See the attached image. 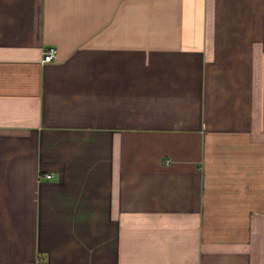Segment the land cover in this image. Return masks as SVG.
I'll return each mask as SVG.
<instances>
[{
	"label": "crops",
	"instance_id": "obj_1",
	"mask_svg": "<svg viewBox=\"0 0 264 264\" xmlns=\"http://www.w3.org/2000/svg\"><path fill=\"white\" fill-rule=\"evenodd\" d=\"M0 264H264V0H0Z\"/></svg>",
	"mask_w": 264,
	"mask_h": 264
},
{
	"label": "built area",
	"instance_id": "obj_2",
	"mask_svg": "<svg viewBox=\"0 0 264 264\" xmlns=\"http://www.w3.org/2000/svg\"><path fill=\"white\" fill-rule=\"evenodd\" d=\"M56 55V48L54 46H49V47H46L42 53V58H41V62H47V61H50L52 59H54ZM44 176L46 178H50L52 176L51 173H44Z\"/></svg>",
	"mask_w": 264,
	"mask_h": 264
}]
</instances>
